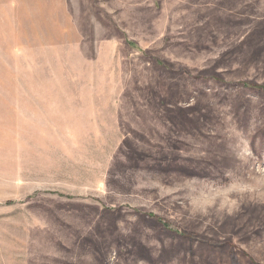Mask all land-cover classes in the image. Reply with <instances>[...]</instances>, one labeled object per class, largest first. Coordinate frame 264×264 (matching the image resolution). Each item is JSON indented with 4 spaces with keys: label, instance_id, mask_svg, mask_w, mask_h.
Listing matches in <instances>:
<instances>
[{
    "label": "rangeland",
    "instance_id": "374dc122",
    "mask_svg": "<svg viewBox=\"0 0 264 264\" xmlns=\"http://www.w3.org/2000/svg\"><path fill=\"white\" fill-rule=\"evenodd\" d=\"M0 264H264V0H0Z\"/></svg>",
    "mask_w": 264,
    "mask_h": 264
}]
</instances>
